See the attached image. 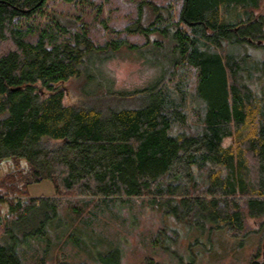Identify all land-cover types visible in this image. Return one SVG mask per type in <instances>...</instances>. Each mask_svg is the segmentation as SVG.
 <instances>
[{"label":"trees","instance_id":"obj_1","mask_svg":"<svg viewBox=\"0 0 264 264\" xmlns=\"http://www.w3.org/2000/svg\"><path fill=\"white\" fill-rule=\"evenodd\" d=\"M48 1L0 0V170L12 164L0 178V264H24L19 248L30 240L46 243L31 264H51L60 230L80 246L76 227L90 215L138 199L191 227L245 236L249 219L264 226V59L245 51L264 52V15L255 13L264 0H183L177 21L155 7L150 23L141 5L125 32L159 37L142 48L121 37L96 45L86 26L72 32L48 16ZM126 47L164 57L152 61L154 82L123 93L101 64ZM186 65L192 101L204 103L201 132L187 127L190 98L169 86ZM71 79L97 87L67 105ZM45 181L55 196L30 197ZM96 259L120 264L121 251Z\"/></svg>","mask_w":264,"mask_h":264},{"label":"rangeland","instance_id":"obj_2","mask_svg":"<svg viewBox=\"0 0 264 264\" xmlns=\"http://www.w3.org/2000/svg\"><path fill=\"white\" fill-rule=\"evenodd\" d=\"M182 4L183 0H49L46 14L68 23L72 32L86 26L96 45L121 37L142 48L148 41L151 47V42L159 37L153 34L148 39L143 35L125 32L128 26L138 22L140 6H143L141 22L150 23L157 14L155 7L172 14V18L177 21ZM255 13L264 15V1ZM45 20L46 18L41 23ZM181 27L184 28L183 25ZM245 51L257 59H264V52L261 50L246 48ZM163 57V53H142L126 47L101 64V70L113 91L134 92L149 86L159 77L161 68L152 61L161 62ZM176 76L178 78L171 81L169 86L172 89L176 87L190 98L187 127L201 132L205 111L204 103L196 99L192 101L191 94L196 88L194 68L189 65L179 67ZM64 87V103L71 105L79 103L81 97L86 96L84 90L95 91L97 86H86L84 79H71ZM170 92L172 98L178 100L176 94ZM231 142V139H227L225 144L229 145ZM46 145L57 148L61 142L48 140ZM11 166L10 162L1 165L0 178L11 170ZM5 210L3 207V211ZM97 212L99 214L90 215L83 226L79 224L76 227L81 240L80 246L75 245L69 237L70 233H74L73 230H60V239L54 241L49 253L51 264L63 261L69 264H101L96 259L97 254H107L112 249L121 251L120 264H148L151 261L158 264H264V226L256 224L253 219H249V226L253 230L251 233L234 236L225 228L215 230L210 229V225L206 229L188 226L167 214V211L147 205L142 199L113 203L104 208V211L98 209ZM159 238L164 243L159 244ZM45 246L46 243L41 240H30L27 245L19 248L25 251L24 264L33 263L36 255H42Z\"/></svg>","mask_w":264,"mask_h":264},{"label":"crops","instance_id":"obj_3","mask_svg":"<svg viewBox=\"0 0 264 264\" xmlns=\"http://www.w3.org/2000/svg\"><path fill=\"white\" fill-rule=\"evenodd\" d=\"M30 196L33 198L47 197L51 198L55 196V189L52 183L45 181L41 184H35L29 187Z\"/></svg>","mask_w":264,"mask_h":264}]
</instances>
